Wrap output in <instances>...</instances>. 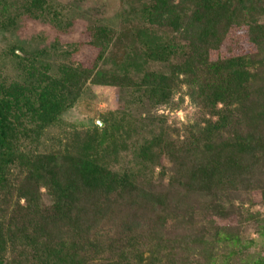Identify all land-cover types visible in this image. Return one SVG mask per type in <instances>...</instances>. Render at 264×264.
<instances>
[{
	"label": "trees",
	"instance_id": "1",
	"mask_svg": "<svg viewBox=\"0 0 264 264\" xmlns=\"http://www.w3.org/2000/svg\"><path fill=\"white\" fill-rule=\"evenodd\" d=\"M118 2L124 28L97 19L78 34L69 16L73 0H0L1 28L13 30L26 17L55 33L38 50L11 46L17 64L29 68L9 82L0 75V264H264V243L240 234L257 220L251 208L264 207V188L254 186L264 166V0ZM237 32L249 51L210 56ZM128 34L122 58L110 59L114 41ZM82 46L97 48L89 67L75 64ZM152 63L160 69H149ZM86 82L125 92L121 108L143 98L169 103L185 85L201 115L182 138L163 127L133 136L137 169L112 168L110 156L136 128L117 109L101 113L90 129L60 132L53 146L42 137L61 125ZM165 159L174 164L171 190L149 191L140 173ZM228 191L250 199L235 205ZM191 195L202 196V222L172 234L168 220L183 225L179 207L189 224L193 219ZM120 200L127 232L108 235L109 244L106 233L91 236ZM143 219L145 230L137 227ZM255 228L264 238V222Z\"/></svg>",
	"mask_w": 264,
	"mask_h": 264
},
{
	"label": "rangeland",
	"instance_id": "2",
	"mask_svg": "<svg viewBox=\"0 0 264 264\" xmlns=\"http://www.w3.org/2000/svg\"><path fill=\"white\" fill-rule=\"evenodd\" d=\"M118 1L119 0H73L71 6L73 5L72 7L76 9L70 10L69 12V16L71 15L70 18L73 19L75 23L73 31L79 34L80 31L94 25L97 19L107 23L110 27L118 26V31H120L124 28L125 22L120 23V21L117 20V14L121 9ZM71 11H74V13L71 14ZM136 21L135 19V22ZM54 36L55 33L51 27L26 17L20 18L18 20V26L13 30H6L0 27V75L9 82L21 77L22 73L29 68V65L26 66L27 64L24 65L25 67H20L17 64V60L8 52L11 46H21L27 50H38L44 45H49L51 38ZM129 41V34L128 38L122 36L121 39H116L114 41L115 43L113 42L114 48L111 47L112 52H110L111 54L109 53L110 59L116 57L120 60L124 51L127 50ZM249 50L250 46L246 40V35L242 32H237L232 34L229 41L223 42L219 50L211 51L210 56L216 58L218 55L227 56L230 53L238 54ZM96 51L97 48L95 47L82 46L79 53L75 56V64L81 62L86 65V67H89L96 56ZM61 59L67 62L66 59ZM60 61V59H57L55 63H59ZM148 68L157 70L160 69V65L152 63L148 65ZM83 88L84 91L75 105L62 114L59 123L61 125L55 128L45 129L42 135V137H44V143L48 147L53 146V144L56 143L53 137L60 132H69L70 128H75L77 130L90 129L94 121L97 120V122H100L98 119L101 113L107 112L110 109H117L118 112L122 114L125 113L134 123L133 125L136 126L131 136L132 138H125V143L122 144V147H124H120L117 153H112L114 156H110L111 158H109L113 161L111 167L119 170L126 169V167L137 169L136 163H134L135 156L132 155V140H135L133 136H145L148 132L158 131L160 127H163L167 130L166 135L170 138H182L186 135L185 127L187 124L199 118L201 115L199 107L191 101L187 94L188 90L185 85H180L169 103L153 105L148 102V99L143 98L138 103L125 104L122 108L121 104L125 103L124 100L129 99V96L125 92L121 91L119 93L114 87L95 86L89 82H86ZM118 95H120L122 100L120 102H117L119 99ZM180 97H183V99L176 107ZM68 139V136H66V140ZM162 163V165L158 166L146 165V167H144L145 170L140 173V180L143 186L149 189V191L164 192L166 189L171 190L168 179L172 174L170 167L174 166V164L168 159L163 160ZM259 170L260 171L254 176V186L256 188H264V166ZM201 197L191 195L188 198L186 206L194 211L193 219L190 220V224L186 215L183 214L184 211H181L183 207H179L176 210V212H179L180 215L184 217L183 225H171V221L168 220L167 227L172 228V234L187 233L188 231L190 232L191 228L195 229L200 226L199 224L202 222L204 213H206L204 201L200 199ZM227 197H229V201H234L235 205H238L240 202H247V200L250 199V194L246 191H228ZM122 202L123 201L120 200L119 204L114 206L113 216L101 222L96 230L93 229L90 233L91 236H93V234L97 236V233H106L107 237L111 236L112 238L117 236L118 233L121 235L127 232L124 224L120 221L125 218V214L127 213V209ZM245 206H247V204H245ZM251 209L253 210V216H255L257 220L245 224L240 234L244 238L248 237L257 240V245L260 246L261 243H264V238H259L255 224L264 222V207L257 205ZM149 226V221L144 219L137 225V227L143 230ZM183 227H185V229ZM105 241V243L108 241L109 244L111 242L110 237L105 238ZM106 248H108V245H105V249ZM219 249L222 248L219 246L215 247V250ZM104 255H106V253H104Z\"/></svg>",
	"mask_w": 264,
	"mask_h": 264
}]
</instances>
